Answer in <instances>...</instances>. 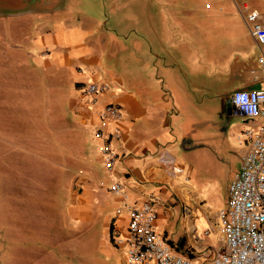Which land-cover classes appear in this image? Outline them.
I'll use <instances>...</instances> for the list:
<instances>
[{"label": "crops", "instance_id": "obj_1", "mask_svg": "<svg viewBox=\"0 0 264 264\" xmlns=\"http://www.w3.org/2000/svg\"><path fill=\"white\" fill-rule=\"evenodd\" d=\"M60 1L49 13L13 18L38 19L32 39L18 46L30 57L39 51L34 59L44 68L66 72L75 93L70 108L86 134L89 161L68 215L80 230L99 228L100 245L109 247L102 250L116 255L111 264H125L126 245L119 240L129 219L117 210L149 202L154 228L174 253L197 263L212 257L228 192L216 198L219 177L234 162L233 177L239 172L246 149L241 134L264 122L219 114L232 92L264 89V76L243 47L247 40L257 57L242 17L230 0ZM254 6L264 12L261 0ZM91 83L108 86L94 103L81 94ZM107 104L122 114L120 138L111 142L119 156L111 174L95 137ZM224 125L239 134V152L217 143ZM203 139L208 143L201 148ZM110 182L119 184L121 195L108 191ZM206 199H216L213 212L203 206Z\"/></svg>", "mask_w": 264, "mask_h": 264}, {"label": "rangeland", "instance_id": "obj_2", "mask_svg": "<svg viewBox=\"0 0 264 264\" xmlns=\"http://www.w3.org/2000/svg\"><path fill=\"white\" fill-rule=\"evenodd\" d=\"M37 21L0 18V264H111L117 258L102 250L101 230H80L68 215L88 166L86 134L70 108L75 93L67 73L44 68L35 61L39 51L30 57L18 46L32 39ZM243 47L256 60L247 40ZM238 135L224 125L215 138L232 154L241 149ZM233 170L221 172L218 200L226 198ZM215 201L203 206L213 212Z\"/></svg>", "mask_w": 264, "mask_h": 264}, {"label": "built area", "instance_id": "obj_3", "mask_svg": "<svg viewBox=\"0 0 264 264\" xmlns=\"http://www.w3.org/2000/svg\"><path fill=\"white\" fill-rule=\"evenodd\" d=\"M230 1L257 44L255 64L264 76V12L254 6L257 0ZM261 4L264 6V0ZM205 7L209 9L210 4ZM107 89L104 83H91L81 94L94 103L95 97ZM228 102L230 117L250 121L264 118V89L236 90ZM121 118L119 107L113 104L105 105L99 112L96 150L108 174L113 172L119 157L111 142L120 138ZM242 134L246 149L240 158V170L229 184L227 202L217 217L219 250L200 263L178 255L156 232V214L149 202L139 206L124 204L117 213L124 210L129 219L127 235L119 240L126 245L125 264H264V122ZM107 189L116 196L122 194L118 183L110 182Z\"/></svg>", "mask_w": 264, "mask_h": 264}, {"label": "water", "instance_id": "obj_4", "mask_svg": "<svg viewBox=\"0 0 264 264\" xmlns=\"http://www.w3.org/2000/svg\"><path fill=\"white\" fill-rule=\"evenodd\" d=\"M60 0H0V17L23 16L33 13H49L60 6ZM230 104L227 103L226 112L229 114Z\"/></svg>", "mask_w": 264, "mask_h": 264}]
</instances>
